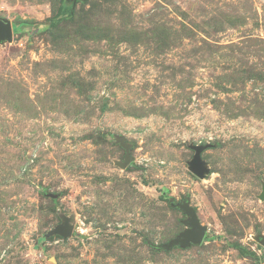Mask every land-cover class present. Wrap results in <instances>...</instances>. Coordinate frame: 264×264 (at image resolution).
<instances>
[{
	"label": "rangeland",
	"instance_id": "1",
	"mask_svg": "<svg viewBox=\"0 0 264 264\" xmlns=\"http://www.w3.org/2000/svg\"><path fill=\"white\" fill-rule=\"evenodd\" d=\"M0 16V264H264V0ZM184 202L204 240L160 248L190 228ZM67 218L71 236H45Z\"/></svg>",
	"mask_w": 264,
	"mask_h": 264
},
{
	"label": "water",
	"instance_id": "2",
	"mask_svg": "<svg viewBox=\"0 0 264 264\" xmlns=\"http://www.w3.org/2000/svg\"><path fill=\"white\" fill-rule=\"evenodd\" d=\"M14 34V28L12 22L0 16V41L9 40L11 41ZM123 146L126 148L127 153L125 157V161L120 163L122 167L128 166L131 162L132 157L130 155L129 146L123 143ZM206 146L197 145L195 146V155L193 159L190 161V170L200 178H203L205 174L208 172V168L206 167L205 161L202 159V152ZM261 198L264 199V191L261 195ZM182 209L189 215V220L186 222L189 225V229H186L182 232L178 237L172 239L170 242L163 244L160 248L170 249L174 245H181L184 247H188L191 244H201L206 235L207 227L202 225L200 219L198 218L197 212L195 208H193L188 202L178 203L173 205ZM74 230V226L71 224V220L69 218L65 219L64 223L56 226L52 230L48 231L45 236L50 237L53 235H60L64 238L72 235ZM259 242L264 245V236L259 238Z\"/></svg>",
	"mask_w": 264,
	"mask_h": 264
},
{
	"label": "trees",
	"instance_id": "3",
	"mask_svg": "<svg viewBox=\"0 0 264 264\" xmlns=\"http://www.w3.org/2000/svg\"><path fill=\"white\" fill-rule=\"evenodd\" d=\"M18 29H19L18 27L15 28L16 31H17Z\"/></svg>",
	"mask_w": 264,
	"mask_h": 264
}]
</instances>
